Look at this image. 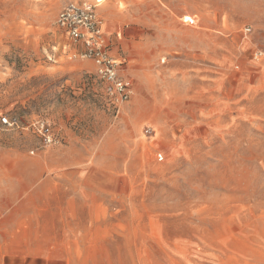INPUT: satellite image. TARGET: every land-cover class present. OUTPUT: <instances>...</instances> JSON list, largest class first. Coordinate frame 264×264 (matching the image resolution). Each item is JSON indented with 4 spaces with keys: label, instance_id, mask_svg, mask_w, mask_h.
<instances>
[{
    "label": "rangeland",
    "instance_id": "obj_1",
    "mask_svg": "<svg viewBox=\"0 0 264 264\" xmlns=\"http://www.w3.org/2000/svg\"><path fill=\"white\" fill-rule=\"evenodd\" d=\"M99 1L132 87L121 105L56 23L67 4ZM175 1L0 0V253L26 264L264 260V0H216L205 19L221 33L175 16Z\"/></svg>",
    "mask_w": 264,
    "mask_h": 264
},
{
    "label": "built area",
    "instance_id": "obj_2",
    "mask_svg": "<svg viewBox=\"0 0 264 264\" xmlns=\"http://www.w3.org/2000/svg\"><path fill=\"white\" fill-rule=\"evenodd\" d=\"M96 4L91 3H69L59 13L56 23L64 31L67 38L76 47H82V59L91 61L94 64L96 75L108 84L110 97L116 104H125L132 95L131 83L121 76L122 63L115 60L108 52V44L102 23L98 16ZM186 23H193L190 18H184ZM250 29H247L249 32ZM262 56L260 53L257 57ZM2 123L10 128L16 125L8 118H3ZM45 141L52 143L50 129L44 124L41 126ZM145 134L152 135V130L146 129ZM164 157L158 154V161L162 162Z\"/></svg>",
    "mask_w": 264,
    "mask_h": 264
},
{
    "label": "crops",
    "instance_id": "obj_3",
    "mask_svg": "<svg viewBox=\"0 0 264 264\" xmlns=\"http://www.w3.org/2000/svg\"><path fill=\"white\" fill-rule=\"evenodd\" d=\"M176 1H175V3L168 4L169 7H171L172 12L175 16L178 17V16H182L184 14L190 13L195 18H199L201 20L200 21L201 22L200 27L202 29L221 33L220 30L217 31L218 29H221V27L223 26V24L220 20L217 19V20L206 21L207 19H205V12L211 11V10L216 12V11L220 10V8L218 9V7H217V4H216L217 1L216 0L212 6V9L209 8L207 5L204 6L205 2H208L210 0H199V2L194 1L192 7H191V2L188 0H176ZM174 22L175 21H173V23ZM105 37H106V35H105ZM121 73H125V71L121 69ZM11 257H13V256L1 252L0 253V264H6L7 259L18 260L16 264H26L28 261V258L30 256L27 254L26 256H24V255L16 256V258H11ZM261 264H264V260L261 262Z\"/></svg>",
    "mask_w": 264,
    "mask_h": 264
},
{
    "label": "bare ground",
    "instance_id": "obj_4",
    "mask_svg": "<svg viewBox=\"0 0 264 264\" xmlns=\"http://www.w3.org/2000/svg\"><path fill=\"white\" fill-rule=\"evenodd\" d=\"M188 18H190V17H188ZM191 19V18H190ZM192 20V19H191ZM102 31L104 32V33H106L105 32V28H104V24H103V22H102Z\"/></svg>",
    "mask_w": 264,
    "mask_h": 264
}]
</instances>
